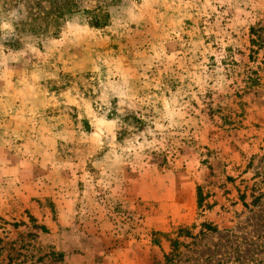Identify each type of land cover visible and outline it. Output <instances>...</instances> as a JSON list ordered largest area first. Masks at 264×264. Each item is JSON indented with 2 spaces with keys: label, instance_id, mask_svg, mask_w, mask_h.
<instances>
[{
  "label": "rangeland",
  "instance_id": "rangeland-1",
  "mask_svg": "<svg viewBox=\"0 0 264 264\" xmlns=\"http://www.w3.org/2000/svg\"><path fill=\"white\" fill-rule=\"evenodd\" d=\"M107 1L0 0V264H264V0Z\"/></svg>",
  "mask_w": 264,
  "mask_h": 264
},
{
  "label": "trees",
  "instance_id": "trees-1",
  "mask_svg": "<svg viewBox=\"0 0 264 264\" xmlns=\"http://www.w3.org/2000/svg\"><path fill=\"white\" fill-rule=\"evenodd\" d=\"M24 8L25 19L15 25L17 35L26 33L32 36H57L68 20L76 16L84 18L86 25L91 29H103L109 23L107 11L113 1L95 0L92 8H83V1L88 0H15ZM110 4V5H109ZM203 196L197 188V208H202ZM209 230H213L208 228ZM184 233L182 230L179 234ZM172 251L165 260L170 259L178 247V242L171 244Z\"/></svg>",
  "mask_w": 264,
  "mask_h": 264
}]
</instances>
